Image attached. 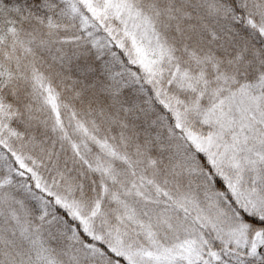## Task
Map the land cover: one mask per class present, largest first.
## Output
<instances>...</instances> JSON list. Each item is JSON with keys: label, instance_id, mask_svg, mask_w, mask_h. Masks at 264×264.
I'll list each match as a JSON object with an SVG mask.
<instances>
[{"label": "snow or ice", "instance_id": "6c2138e0", "mask_svg": "<svg viewBox=\"0 0 264 264\" xmlns=\"http://www.w3.org/2000/svg\"><path fill=\"white\" fill-rule=\"evenodd\" d=\"M0 264H264V0H0Z\"/></svg>", "mask_w": 264, "mask_h": 264}]
</instances>
